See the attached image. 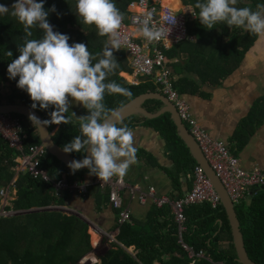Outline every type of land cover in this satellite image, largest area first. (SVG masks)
<instances>
[{
    "label": "trees",
    "instance_id": "trees-1",
    "mask_svg": "<svg viewBox=\"0 0 264 264\" xmlns=\"http://www.w3.org/2000/svg\"><path fill=\"white\" fill-rule=\"evenodd\" d=\"M132 1L134 0H115V3L124 13L125 3ZM15 2L16 0H0V4L10 8L8 14L0 15V104L20 103L32 108L33 101L28 93L17 87L19 77L15 80L9 79L7 72L8 65L20 55L18 48L25 40L24 26L11 15V7ZM43 2L46 10L55 5L56 12L49 11V23L51 25L59 23V32L70 37V44L84 43L94 55L102 54L106 46V36H99L94 25L82 23L76 12L77 0H43ZM191 2L195 5L197 0H191ZM260 3H264V0H249L247 3L238 0L236 6H250L255 9ZM194 9L197 13L199 12V9L195 7ZM188 28L191 35H202L208 31L211 36H214L213 43L218 53L216 58L212 59L214 68L210 69L212 75H209L210 80L214 82L230 72L228 70L230 66L234 68L242 61L256 36L241 28H230L224 23H218L212 29H208L201 22L196 21ZM31 31L33 33L31 38H40L43 35L39 26L33 27ZM223 38L227 39L224 43ZM8 51L12 52L11 57L7 54ZM114 55L119 68L115 74L108 77V81H116L131 92L130 97L121 94L105 95L104 103L109 109L115 111L137 96L154 92L156 89L150 81L144 80L138 85H131L120 78L118 72L124 60L119 51H115ZM99 58L97 56V60ZM127 70L125 63V71ZM183 86V81L176 86L181 93L184 91ZM261 100L264 101V98L256 101L248 116L241 121L236 130L234 138H242L239 142H242L241 145L246 137L241 135L245 134V131L254 129V126L260 125L264 120V107L258 106ZM163 106L160 100H149L143 104V107L151 113L158 112ZM34 110L44 121H50V113L55 109L53 106L41 109L37 105ZM83 110L86 115L89 114L84 106ZM18 116L23 120L25 147L39 144L34 124L31 125L29 119ZM141 116L139 119L132 116L118 126L127 125L132 129L142 122V125L154 128L165 138L167 145L173 150L174 161L176 159L179 162L182 161L184 168L196 165L177 135L169 113L154 119ZM46 126L49 131H53V140L62 149L65 144L70 143L80 134L79 123H48ZM68 154L75 159H83L85 156V152ZM15 157L16 152L9 148L0 137V190L12 177L8 168L13 164ZM42 166L52 180H58L64 176L67 180L74 181L77 180L75 176L78 173L79 177L86 172L89 173L86 169L78 170L73 174L69 167L48 153L42 159ZM15 191L17 199L13 202L12 210L20 213L10 218L0 219V264H81V259L90 249V238L84 223L73 216H65L56 211L27 212L50 205H62V199L54 195L51 185L20 173L15 182ZM248 201V205L244 202L235 208L244 249L252 263L264 264V191L252 194ZM184 214L185 232L181 234L178 232L173 212L168 206H154L145 223H137L140 224L139 226L148 227L149 231L135 230L132 227L133 220L124 222L118 226L114 244L116 251L113 256L108 261L100 260L94 264H188L186 254L180 247L179 238L195 252L203 251L209 255L214 263L239 264L231 229L221 206L212 209L207 202L191 205L185 209ZM195 264L209 263L197 261Z\"/></svg>",
    "mask_w": 264,
    "mask_h": 264
},
{
    "label": "clouds",
    "instance_id": "clouds-1",
    "mask_svg": "<svg viewBox=\"0 0 264 264\" xmlns=\"http://www.w3.org/2000/svg\"><path fill=\"white\" fill-rule=\"evenodd\" d=\"M237 2L197 0L194 7L199 12L195 16L208 29L224 23L230 28H241L264 38V3L257 4L253 9L250 6L237 7ZM9 10V7L0 4V15L8 14ZM11 10V15L24 26L25 40L19 45L18 58L8 65L9 79L19 77L17 87L28 93L33 109L37 105L41 109L50 106L55 109L50 113V121L42 122L34 113L29 114V120L34 126L71 123L65 114L69 112L71 101L79 102L89 114L77 117L80 134L65 144L63 151L90 154L82 160L70 161L67 166L73 174L87 168L90 176L95 175L102 181L126 175L130 167L138 163L134 132L127 125L118 126L114 110L104 103L106 94L131 96V92L121 84L108 81V77L119 68L114 50L121 49L127 41V37L120 32L125 15L115 0H77L76 12L82 23L94 25L99 36L108 37L102 54L95 55L86 44H70L68 35L54 31L48 16L49 11L56 12L55 5L46 10L43 0H16ZM175 22V18L168 20V24ZM36 26L43 30V35L31 38V29ZM137 32L149 42L169 35L152 22L151 12L140 21ZM7 54L12 56L11 51ZM97 56L100 57L98 60ZM18 213L15 211L14 214Z\"/></svg>",
    "mask_w": 264,
    "mask_h": 264
},
{
    "label": "crops",
    "instance_id": "crops-1",
    "mask_svg": "<svg viewBox=\"0 0 264 264\" xmlns=\"http://www.w3.org/2000/svg\"><path fill=\"white\" fill-rule=\"evenodd\" d=\"M165 1L178 7L183 4L194 6L191 0ZM240 1L249 2V0ZM130 3H125V16L129 14ZM196 21L200 23L197 16L188 26ZM188 35L187 40L172 46L168 51L174 84L177 86L183 81L182 94L188 102L191 114L212 138L228 145L232 153L239 158L243 170L248 172L257 170L264 173V120L260 125L254 126V129L248 130L250 133L245 131V134L241 135L246 136L243 145L242 142L239 143L242 138H234L241 121L248 116L256 101L264 98V83L261 82V79H264V38L256 35L242 61L234 68L230 66L228 69L230 72L214 82L209 77L212 75L210 69L214 68L212 59L216 58L218 53L213 43L214 36L208 31L202 35H191L188 32ZM226 41V38L222 39L223 43ZM107 43L108 37L105 38V44ZM118 51L124 60L118 76L130 83L132 78L128 58L123 50ZM125 63L127 71H125ZM254 75H259V78H255ZM258 92L261 94L256 95ZM69 99L71 101V98ZM261 105L264 107L263 100L258 104L259 107ZM70 108L75 114L76 121L77 117L86 116L83 105L79 102L71 101ZM133 116L137 119L142 117L141 114ZM132 130L138 163L132 165L126 173L127 182L147 192L152 189L158 195L173 198L185 195L191 188L193 167L184 168L185 165L181 160V162L177 161L178 159L174 161L172 148L154 128L139 122ZM189 157H192L190 153ZM75 177L85 183L90 181L87 172L81 177L78 173ZM128 194L127 191L124 192V203L131 209L129 221L133 220L132 227L135 230L149 231L148 227L139 226L140 224L137 223H145L154 206L150 202L142 204L130 201ZM61 199L62 205L56 209L62 215H71L87 226L91 245L96 242L95 233L98 232L105 235V238L111 234L115 242L119 226L116 222V210L109 206L105 194H99L89 186L85 197L66 193ZM245 202L249 204V201Z\"/></svg>",
    "mask_w": 264,
    "mask_h": 264
},
{
    "label": "built area",
    "instance_id": "built-area-1",
    "mask_svg": "<svg viewBox=\"0 0 264 264\" xmlns=\"http://www.w3.org/2000/svg\"><path fill=\"white\" fill-rule=\"evenodd\" d=\"M152 13V22L158 28H163L169 33L159 41L149 42L138 34L140 21L145 15ZM197 15L191 4L175 6L165 0H134L129 5V14L125 16L120 32L127 37L120 50H123L128 58L130 66L131 85H138L142 81H150L156 92L165 96L177 112L183 125L193 137L206 162L220 180L224 190L237 208L248 201L254 191L264 189V173L253 170L245 171L241 168L239 158L232 153L224 142L212 138L200 125L198 120L191 114L185 96L178 91L174 84L173 72L168 57V51L188 39V24ZM169 18H175V24H168ZM0 137L7 143L8 147L16 152L13 164L8 171L12 177L6 187L0 190L3 198V206L9 199L8 189L13 186L15 193V182L18 174L24 173L33 179H39L52 187L54 195L61 198L66 193H75L85 197L89 186L99 194H105L109 206L116 210V222L118 225L128 222L131 209L124 203V192L130 201L145 204L150 202L157 207L168 206L174 216L179 234L185 232V209L191 205L209 203L212 209L221 206L220 198L206 177L203 169L196 164L192 170V184L190 190L180 198L158 195L152 189L145 191L139 186L127 182L126 176H113L107 181L100 180L97 176H90V181L85 183L81 180L69 181L64 176L58 180H52L46 169L42 166V159L47 151L39 143L25 147L23 120L15 114L0 113ZM7 193V195H6ZM11 216L15 211L10 209ZM181 249L186 254L189 264L197 261L214 263L209 255L203 251L195 252L179 238Z\"/></svg>",
    "mask_w": 264,
    "mask_h": 264
},
{
    "label": "water",
    "instance_id": "water-1",
    "mask_svg": "<svg viewBox=\"0 0 264 264\" xmlns=\"http://www.w3.org/2000/svg\"><path fill=\"white\" fill-rule=\"evenodd\" d=\"M149 100H160L164 107L156 113H151L143 107V104ZM0 113L1 114H16L23 116L29 119V114L34 113L40 121H44L41 115L31 107L25 106L20 103H2L0 104ZM165 113H169L173 119V124L176 128L177 135L185 144L186 148L188 149L190 155L195 160L196 164H198L204 171L206 177L211 182L212 186L214 187L215 191L220 198L221 207L223 208L230 229L233 237V244L236 251L237 261L239 264H254L252 263L245 252L242 234L240 232L239 222L236 216L235 208L231 203L230 199L228 198L224 187L222 186L220 180L216 177L208 163L206 162L205 158L203 157L201 151L199 150L197 144L195 143L193 137L188 132L187 128L183 125L180 121L177 112L173 106V103L170 102L165 96L160 94L159 92H148L145 94H141L137 96L132 101L126 103L122 107L116 109L114 111V118L119 121V123L123 122L125 119L136 115L141 114L146 116L147 118H157ZM32 122V121H31ZM118 123V124H119ZM36 131L39 137L40 143L44 146L47 153L53 156L56 160L61 162L63 165L68 167V163L72 160H82V159H75L70 154L65 153L62 148H60L53 140V131H49L46 124H37ZM90 153H85L89 155ZM84 156V157H85ZM87 168L80 169L81 171L86 170ZM264 191V189H263Z\"/></svg>",
    "mask_w": 264,
    "mask_h": 264
},
{
    "label": "rangeland",
    "instance_id": "rangeland-1",
    "mask_svg": "<svg viewBox=\"0 0 264 264\" xmlns=\"http://www.w3.org/2000/svg\"><path fill=\"white\" fill-rule=\"evenodd\" d=\"M53 26H54V31L59 32L60 24L56 23ZM254 77L259 78V75H254ZM261 82L264 83V79H261ZM259 94H261V92H258V94H256V95H259ZM261 107H263V106L261 105ZM65 115L66 116L68 115V117L71 119L72 123H74V124L79 123L78 120L77 121L75 120V118H74L75 114L72 113L71 108L69 109V112L66 113ZM31 125H32V122H31ZM258 191H263V190H256V191H254V193H257ZM6 192L8 193V195H7V193H6V195L9 196V199L6 200V204H4L5 206H3V204H2L3 198L1 199L0 219L11 217V214L9 213L10 212L9 208H11V206L13 205V202L17 199L16 191H15V194L13 192V186H11L10 189H8V191L6 190ZM59 206H60V204H56V205H52V206L50 205L48 207L40 208L37 210H29L27 212L28 213H35L36 211H44V210L45 211L59 212L56 209ZM95 238L97 239L96 242L93 245L90 244L89 251L86 252V255L80 261L81 264H94V263H98L100 260H109L113 256V254L115 253V251H116V248H114L115 242L113 241L111 234H109V236L107 238H105V235L101 234V232H98V233H95Z\"/></svg>",
    "mask_w": 264,
    "mask_h": 264
}]
</instances>
